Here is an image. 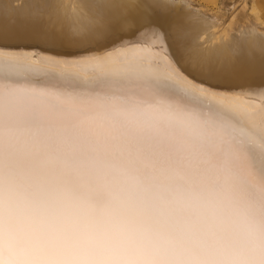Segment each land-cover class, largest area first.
I'll list each match as a JSON object with an SVG mask.
<instances>
[{
	"label": "snow or ice",
	"instance_id": "6c2138e0",
	"mask_svg": "<svg viewBox=\"0 0 264 264\" xmlns=\"http://www.w3.org/2000/svg\"><path fill=\"white\" fill-rule=\"evenodd\" d=\"M214 23L189 0H3L0 190L115 170L251 202L264 226V36Z\"/></svg>",
	"mask_w": 264,
	"mask_h": 264
},
{
	"label": "clouds",
	"instance_id": "9594fccd",
	"mask_svg": "<svg viewBox=\"0 0 264 264\" xmlns=\"http://www.w3.org/2000/svg\"><path fill=\"white\" fill-rule=\"evenodd\" d=\"M262 251L251 202L222 208L196 187L107 170L6 173L0 190V264H264Z\"/></svg>",
	"mask_w": 264,
	"mask_h": 264
},
{
	"label": "rangeland",
	"instance_id": "374dc122",
	"mask_svg": "<svg viewBox=\"0 0 264 264\" xmlns=\"http://www.w3.org/2000/svg\"><path fill=\"white\" fill-rule=\"evenodd\" d=\"M192 3L223 21V25L252 18L264 26V0H192Z\"/></svg>",
	"mask_w": 264,
	"mask_h": 264
},
{
	"label": "bare ground",
	"instance_id": "6f19581e",
	"mask_svg": "<svg viewBox=\"0 0 264 264\" xmlns=\"http://www.w3.org/2000/svg\"><path fill=\"white\" fill-rule=\"evenodd\" d=\"M2 2H3V0H0V3H2ZM23 2H24V0H22V2H20V0H15V3H17V4L23 3ZM189 2L191 4H193L192 0H189ZM198 11H201L205 14L210 15L209 13L205 12L201 8H198ZM211 16H212V14H211ZM212 17H214V16H212ZM215 22L216 23H214V25H213V30L216 32H220L225 36L230 35L233 31H236V32H239L240 34H243V32L246 30L251 31L252 33H254L258 36H264V26L257 19L248 18V19H245L243 21L237 20V21L231 23L230 25H223L224 22L219 21L217 18H215Z\"/></svg>",
	"mask_w": 264,
	"mask_h": 264
}]
</instances>
